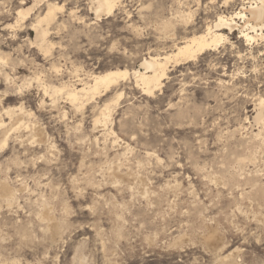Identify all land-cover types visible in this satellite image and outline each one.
Here are the masks:
<instances>
[{
	"label": "rangeland",
	"instance_id": "1",
	"mask_svg": "<svg viewBox=\"0 0 264 264\" xmlns=\"http://www.w3.org/2000/svg\"><path fill=\"white\" fill-rule=\"evenodd\" d=\"M93 1L22 19L34 0H0V264H264V28L235 18L150 94L132 76L82 107L43 92L140 68L252 0Z\"/></svg>",
	"mask_w": 264,
	"mask_h": 264
},
{
	"label": "bare ground",
	"instance_id": "2",
	"mask_svg": "<svg viewBox=\"0 0 264 264\" xmlns=\"http://www.w3.org/2000/svg\"><path fill=\"white\" fill-rule=\"evenodd\" d=\"M39 1L41 0H34L33 2L34 4H32L31 7H29L27 10H19L18 15L22 16L21 18L23 19L24 15H26L28 11L30 12V10L37 3H39ZM117 1L118 0H94L93 3L96 6V15L98 16L100 13H106L108 15L111 14L115 8ZM227 2L228 1H225V3ZM247 3L250 4L248 9L247 7L240 6L241 7L240 10L234 11L229 15L217 14L218 16L215 19V21L212 24H208L202 32L194 33L190 36H187L179 43L176 42V44L173 45L174 46L173 49H171L168 52H165L163 55L148 56L147 58H143L139 64L140 68H136L131 71L120 68L115 70H108L103 73L93 75L91 78L92 80L91 84L82 83L83 85L80 88L75 87V85L74 86L72 85L73 87H71L66 84L52 85V86L45 85L43 86L44 89L43 92L45 93L51 92L52 93L51 96L56 95L58 93H65L67 99L73 105L82 107L86 99L88 100L89 98H92L94 95L101 94L102 92L108 90V88L111 85L117 83L120 79H125L128 76H132L134 78L135 84L137 86H140L144 93L150 94L153 92L154 89L161 87L162 85L161 80L166 76L167 66L169 64L171 63L179 64L181 62H185L191 58L196 57L198 54L204 52L205 50H211L215 48L222 41L227 40L228 37L221 30L224 27H228L230 30L233 29L234 27H237L238 24L236 23L235 18L238 17L243 19L244 21L243 26L250 28V30L252 28L254 31L255 30L254 28L256 26H259L260 30H262L264 28V0H252ZM47 4L49 5L50 3ZM56 8H58L57 4L49 5L48 8H46L47 11L45 12V14L37 18L36 23L34 24L33 27L35 28L34 30L36 31V37L40 41L39 46L43 48L45 51L49 50V45H50L46 37L48 32L47 25L54 20L55 18L54 10ZM242 36L244 37V40L247 42L254 41L256 38V35H252L250 34V32H244V31ZM1 58L2 56L0 57V60ZM84 97L86 99H84ZM263 108H264V98H261L259 102L258 112L255 118L256 120L262 118L261 112ZM12 111L13 110L9 109L5 112L10 113ZM102 115H103L102 120L106 121L109 114L106 111H103ZM0 122L2 123V120H0ZM5 141L6 138L3 140L1 147L5 144ZM3 181L0 180V196L4 198H11L13 195V190ZM44 210L46 209L44 208ZM51 219L52 218H50V220Z\"/></svg>",
	"mask_w": 264,
	"mask_h": 264
}]
</instances>
